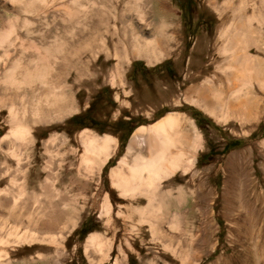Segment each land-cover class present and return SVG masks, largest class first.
<instances>
[{"label": "rangeland", "instance_id": "obj_1", "mask_svg": "<svg viewBox=\"0 0 264 264\" xmlns=\"http://www.w3.org/2000/svg\"><path fill=\"white\" fill-rule=\"evenodd\" d=\"M224 1H215L217 11L226 9L221 6ZM233 1L231 8L238 17L264 14V0ZM72 2L0 0V198L6 197L9 207L13 205L11 196L14 199L10 215L0 205V236L5 239L13 227L17 230L14 234H26L21 241L14 236L8 238L11 246L0 248L7 255L0 259V264H264V89L256 84L243 87L236 96L242 107L229 112L225 123H217L202 109L183 100L185 88L192 85L183 76L188 67V74L201 73L200 81L194 84L207 79L211 81L208 84L216 87L218 80L224 82V75L218 71L226 66L224 57L218 55L221 44L218 36L229 19L218 22L212 0H151L142 23L147 28L144 39L153 43L155 51L167 56L158 63L147 64L131 54L130 34L126 32L123 37V29L137 22L135 7H126L131 1ZM102 2H106L107 29L93 35V43L81 42L80 51L73 58L76 63L72 61L75 70L62 74L58 69L62 52L56 50L63 41L65 50L77 42V33L88 29ZM144 3L137 0L142 11ZM161 19L171 23L172 28L157 31ZM259 27L262 30L264 26L256 22L246 24L247 44L243 46L240 42L234 47L236 62L248 55L246 66L255 70L264 59L255 49L256 44L262 43L258 39ZM109 33L114 35L111 41ZM121 44L128 47L129 54L124 58L122 49L116 48L121 58L118 62L114 46ZM49 47H53L51 58H47ZM23 58L31 61L25 62ZM18 59L21 61L14 76L16 81L9 85L4 82L3 73ZM48 63L52 66L49 73L46 71ZM117 64L120 83L111 79ZM23 69H27L29 75L25 84L19 85V71ZM74 76L81 77L72 82L74 90H70L71 80L68 79ZM170 92L174 96L166 102ZM61 93L63 100L74 101V108L58 117L53 114L56 106L49 110L44 99ZM194 96L192 93V100ZM115 97L118 100L115 101ZM174 99L179 100V106L173 103ZM24 104L28 110L21 118ZM10 105L15 117L22 119L29 129L25 141L4 139L10 131ZM173 113L186 115L200 137L196 165L187 173L176 172L158 185L155 221L147 219V223L142 219L139 223L135 214L128 219L132 208L147 204L146 198H121L110 184V172L123 157L128 156L125 159L129 161L133 151L134 154L140 152L137 144H133L136 149L132 148L131 153L127 151L139 129H146ZM179 130L182 134L185 128ZM84 131L98 138L109 136L116 140V150L89 176L85 203L82 194L75 196L77 194L70 189L71 179H78L75 174L83 153L78 136ZM53 137L55 143L51 150L59 153L52 161L53 172L59 174L65 169L62 176L59 175L58 187L65 206L55 208L60 218L51 230H25L27 221L50 219L40 186L47 176L44 170L49 161L46 149L52 148L47 141ZM11 148L15 154H21L19 166L16 159L8 155ZM72 151L74 159L69 162L68 155ZM228 163L232 170L226 172ZM80 172L87 176L82 168ZM84 177L81 179L85 180ZM12 178L15 181L10 184ZM103 195L109 201L107 216L102 209ZM3 226L6 229L2 231ZM90 235H96L103 247L90 245Z\"/></svg>", "mask_w": 264, "mask_h": 264}, {"label": "bare ground", "instance_id": "obj_2", "mask_svg": "<svg viewBox=\"0 0 264 264\" xmlns=\"http://www.w3.org/2000/svg\"><path fill=\"white\" fill-rule=\"evenodd\" d=\"M75 1L77 0H73V2ZM129 1L131 2H127L126 3L127 6L126 5L125 6L128 7L129 5L130 6L133 5L132 7H135V11L137 13V22L131 25L125 31L123 29L122 31L123 37H125L126 32L130 34L129 35L130 36L129 47L131 48V54L136 59L145 60L147 64H151L152 61L158 63L159 60L166 57L167 55L163 54L157 49L155 51L154 48H152L151 44L153 43L151 41H147V40L145 41L144 36L146 34L147 28L145 25H142L144 16L148 13V10H150V6L148 7V4H150L151 0H144L145 3L143 4V11H142L141 6H139V4L137 5V0H129ZM215 1L212 0L211 6H212V9L217 12L218 22H223L224 20L226 21L229 19V21L227 22L228 24L226 25V27H224V29L221 31L220 35L218 36V40L220 41L221 44L219 48L217 47L218 55L224 57V62L226 63V66L224 68L218 69V71L224 75L223 77H225V80L224 82H220V80H218L216 87H214L213 85H210L211 81L210 80L208 81L206 78H205L206 80L204 79L205 81L201 82L200 84L198 83L199 85L194 84L200 81L201 73H198V74L193 73L192 75L188 74V72L190 71V68L188 67L186 68L187 73L185 72V75L183 76H185V81L192 82V85L187 86V87L185 86L186 88L183 92V100L187 101L189 104H192L196 108L202 109L208 115L213 117L217 121V123L218 122L225 123L227 121L226 119H228V115H230L229 112H233L239 107L240 108L242 107L240 106L241 103L238 101V98L236 96L240 94V91L243 87H251L252 84H256L260 89H264V59L261 61L259 68L258 69L256 68L255 70L254 69L255 67L251 69L246 66L249 62L248 55L242 56L240 61L236 62V54L234 53V47L236 46L235 44L241 42L244 46L248 42V41L246 42L247 37L245 35V25L251 22H256L258 25H261V27L262 25L264 26V14L262 13L261 14L260 13L251 14L250 13L249 16L247 14H246L247 16H243L244 15L243 14L241 15V17H238L236 15L237 12L235 13V10L231 8V6L234 5L232 4V2H234L233 0H225L223 2V5L221 6H225V8L227 9V10L223 9L222 7L223 11H217L216 6H215ZM105 3L106 2H102L101 6L98 8L100 10H97L95 12L96 14L94 15L96 16L94 17L96 18L95 20L93 19L92 22H90L91 25L89 24V22L86 24L87 26L88 24L90 25L88 29H85V30L82 29L81 31L78 32L79 34L77 33V36H78L77 42H74L72 45H69V47H66V49L68 48L67 50L64 49V47L66 46L64 41L60 45V47L57 46L59 47V49L58 51L56 50V52H59V51L62 52L61 54L62 63L60 64V66H58L59 67L58 69L61 72H63L62 74H65L67 70H75L76 61H73V58L80 51V43L81 42L93 43L95 39L92 41V36L100 33L102 29H107L108 23H107V19L104 13L106 12ZM88 21H91V20H88ZM160 24H161L160 26H156L157 31H161L162 28H167V29L172 28V24L169 22H166L164 19H161ZM259 29L260 30H258L259 31L258 39L262 43H260L259 45L255 43L256 44L255 49L258 52H260V55L264 56V27L262 30L260 27ZM109 35H110L109 40L111 41L114 35L112 33H109ZM74 37H76V34ZM68 44H71V42ZM119 47L123 51L124 58L127 57V53H128L126 52V49L128 48L127 46L125 47L124 45L121 44L120 46L117 47V45H115L114 46L115 57H116L115 59H117V61L121 60V58L119 59L116 54L117 52L116 48H119ZM51 50H53V47H49L48 51L46 49L47 58L52 57ZM24 60H26L25 62L31 61L30 58H27ZM20 61H21L20 59L16 60L15 62L13 61L14 63L11 64V66L8 67L4 71L3 79L5 83L9 85H14L16 81V80L14 81V76H17V71H18L17 67ZM72 61L75 63H73ZM118 64L115 67V72H114L115 75H113L111 79H116L117 82L120 83V68ZM49 65L51 64L48 63L46 67V71L48 73L52 69V66H49ZM45 74L47 76L46 72ZM28 75L29 74H27V69H23L19 71V76H21V81H19L20 82L19 85L25 84ZM79 77L81 76H74L73 78L70 77L68 79V80H71L70 81L71 86L69 87L70 90L73 89L74 87V84L72 82L74 80L79 81L80 80ZM216 79H220V78H216ZM208 82L210 83L208 84ZM82 83H84V81ZM62 93L59 96H54V95L46 96L45 99L47 98V100L44 99L45 104L47 103L46 107L49 108V110L51 109L53 105L56 106V110L53 111V114L57 115L58 117L62 116L64 113L68 114L72 112L74 108L73 107L74 101L72 103V101H69L68 99L63 100ZM192 93L195 94L194 100H192ZM4 94H6V92ZM168 94L169 96L167 97L166 102L167 100H169L171 97L174 96V94L171 95V92ZM65 95L66 94H64V98H65ZM15 98L16 96L14 94V99ZM9 99H10L9 101H11L12 97L10 96ZM116 100L118 99L115 97V101ZM173 103L177 106L180 105V102L177 99H174ZM24 105L21 106V109H22L21 118H24L25 112L28 110V108H26L27 106L26 105L24 106ZM12 106L10 105L8 108V125L10 128V131H9V134L5 136L4 139H10L15 142H22V141L27 140L26 138L28 136L29 129L27 125L23 123L22 119H17L15 117V113L13 112ZM218 111H220L221 113L219 114ZM222 111H225V113H222ZM48 112L51 113L50 111ZM244 118L243 120L242 119L241 120L244 121ZM181 127H183V129L185 128V131L182 134L179 132L180 131L179 128L181 129ZM138 131L139 133L134 134V136L132 137L127 151L131 153L132 148L135 147V146L133 147V144H137L139 148L138 150H140V152L138 151L137 153L134 154V151H133L132 153L133 155L129 159V161L125 159L128 156L123 157L121 160H119L117 167L111 170L110 175H109V180H110L111 186L114 187L118 191V195L121 198L132 199V200L139 196L146 198L145 200L147 201V204L144 207L136 206L135 208H132V211L134 212L130 214L132 212L131 211L127 216V218L129 219L134 214L137 215L139 218L138 222L140 223L142 219H145V221L147 219L155 221L156 211H157L155 208V197L157 196L156 188L161 183V181L173 176L178 171L187 173L195 167L196 165L195 156H196V152L199 149H201V140L198 134L195 132L193 126L191 125V122H189L187 116L184 114H180V113L168 114L165 117L161 118L155 124L149 126L148 128L145 129L144 127L142 130L139 129ZM78 138H79L78 140L80 141L82 145L83 153L80 156V160H79L80 162L77 166L76 174H75V176H78V179L74 177L71 179L70 189L74 191V193L77 194L75 196H79L82 194V198L85 203L88 201V199L85 198L84 194L89 192L88 185L90 184L89 181L91 180L89 176L90 174H92L94 169L95 171H98L107 162L109 157L116 150V140L109 136L98 138L87 131L80 133ZM54 143H55L54 137L47 141V144H50V147L52 148L46 149V152L49 156V161H48L47 166H45L46 168L44 170L47 173V176L44 179L43 184L40 186V189L43 191L42 193L43 197L41 198L47 201L48 207H47L46 214L50 219L45 218V220H42V219L35 220L34 219V220L27 221L26 227L24 228L25 230L27 229L28 230H31V229L40 230V231L44 229L46 231L51 230L50 227L54 226L60 218V212L55 210V208H57L58 205L59 206L62 205L63 207L65 206L64 204L65 199L61 196L59 188H58L60 186L59 175L62 176L65 169L61 167L63 170H60L59 174L58 173L55 174V172H53L52 161L54 157L57 158L59 156L58 155L59 153H57V151L54 154L53 153L54 150H51L54 147L53 146ZM73 153L74 151H72L71 154L68 155L69 162L70 160L73 161L74 159V155H72ZM130 153H129V156L131 155ZM143 153H144V156L142 155ZM8 155L14 158V160L16 159L15 161H17V166H19L20 163L22 162L21 154H15V151L13 148H11L8 151ZM230 163L227 164L226 172L229 171L228 169H231ZM73 165H74V162L71 163V166ZM81 168L83 169L84 173L87 175L86 177H84L81 174L80 172ZM70 170L73 171L74 169L72 168ZM80 175H82L81 178L84 177L85 180H82L79 177ZM14 181L15 180L13 178L10 179V184H13ZM61 181L63 182L62 178H61ZM2 198H0V205L2 204L3 206L2 205L1 206L6 208L8 210L7 214L10 215V213H13L12 209L14 205V199L11 196L13 205L9 207L8 199L6 197L4 198L6 200ZM242 204L244 205V202H242ZM102 209H103V213L107 216L108 211L110 210H109L108 197L106 195L102 196ZM116 214L118 216V213ZM42 216L45 217L44 209H43ZM13 218L14 216L10 217L11 220H13ZM5 229L6 228L4 226L1 228L2 231ZM13 229L14 230L11 229L9 232H7L5 239L0 236V248L3 249L5 247H8L11 244L8 241V238L11 236L18 237L20 241L25 240L26 234L24 235H19L17 233L14 234V231H17V230H15V227H13ZM97 240H96V235H90L88 237V243L90 245L96 248L103 247L102 246L103 244H100V241L98 242ZM6 256L7 255L4 253V251L0 250V259L6 258Z\"/></svg>", "mask_w": 264, "mask_h": 264}]
</instances>
